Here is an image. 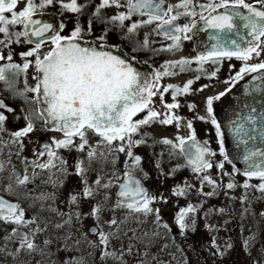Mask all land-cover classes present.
<instances>
[{
    "label": "snow or ice",
    "instance_id": "1",
    "mask_svg": "<svg viewBox=\"0 0 264 264\" xmlns=\"http://www.w3.org/2000/svg\"><path fill=\"white\" fill-rule=\"evenodd\" d=\"M57 2H60L63 9L78 15L82 14L88 7L87 0L83 3H78V0H70L69 3H63L62 0H39V3H35L34 0H25V7L20 11H15L18 0H0V34L5 37V39L0 40V45L7 47L14 42L12 37L16 38L15 42H19L20 38L24 37L26 43L34 44V47L30 50L20 53L24 61L22 65L12 63L11 54L7 57L0 55V60L7 59L9 61V63L0 66V81H4L8 84L9 89H12L13 85L9 82L7 74L11 73L13 76H18L20 73H26L30 67H34L36 70L33 76L35 86L28 87L25 83L23 92L17 94L34 93L35 103L46 105V107L37 109L40 117L44 118L46 123L54 124V130L63 133L62 139H53L52 145L54 147L45 144L43 150L36 153V160L31 162L25 160V163L31 165V175L27 174V169L23 176L13 170V174L10 176L13 183L7 185L5 191L15 193L17 188L27 189V186L34 183L44 171H47L49 175L42 183L51 184L53 188L62 184L60 177L67 176L69 173L66 167L67 161L58 154L57 149H75L78 152H86L89 164L93 161L109 162V157H112L110 162L115 166L117 161L113 155L114 153H125L132 163L129 166L128 161H125L123 180L116 171H113V179H109L105 183L102 182L103 178L98 175L93 182L95 187H92L88 185L84 176L87 170L83 166L84 162L77 160L74 174L82 178L81 182L84 187L80 193H70L67 199L68 205L75 206V210L62 211L54 206L56 199L54 193L40 192L39 194H33L31 190H28L24 193V198L30 199L32 204L29 207L36 210L35 215L28 217L26 210L21 207L20 203L9 202L0 197V223L13 226L10 232H5L2 239L5 245L9 242L17 245L11 252L7 250L6 246L0 247V254L12 256L16 259L24 253L28 255H47V250L56 240L49 237L38 243L37 238L40 234L48 232L50 224L57 232H61L66 227L75 228L77 224L80 228H83L84 219L92 217L95 224L89 227L88 232L95 235L97 241L88 240V233L86 232H80V236L74 238L76 233L69 231L64 234L58 251L79 250L81 240H84L90 248L101 251V260L112 258L118 264H126L124 256L131 255L133 252L134 245L131 241L135 239L142 242L143 238H149V233L145 232L142 238L137 236L136 229H129L132 236L129 237L127 248L125 249L123 245L120 249L112 248L113 240H121L122 235L128 237V232L122 231V225H126L132 219H135L137 223H142L139 219L140 215L147 217L154 214L157 226L169 229L168 224H160L159 209H153L150 206L156 198L149 195L139 179L134 178V170L141 164L142 158L139 155H134L132 149L146 143V140L143 138L133 139V137L140 132L142 126L150 125L153 122L169 125L175 121L176 126H180L181 117L171 114V110L178 108L180 105L176 102L165 103L164 94L171 89L172 99L175 101L178 95L190 91L193 81L188 80L183 87L169 84L161 90L159 80L162 76L174 74L169 69L179 67L180 71H184L185 66H190L193 61L181 58L166 62L163 66L165 70L156 72L154 78L149 80L133 67L132 61L135 60V56L125 58L122 55L113 54L111 50H106L120 47L119 45H109L107 43L108 32L110 26L111 28H120L125 30L122 33L123 38L131 40L132 36L142 26L157 22L153 31L172 41L170 45L162 50L172 51L179 49L180 41L189 39L187 33L196 27L195 22L191 26L187 24L179 26L174 22L180 16H195L197 13L194 10L193 0H179V3L168 5L166 8L162 7L165 0H100L91 13L93 19L87 20L86 27L77 20L70 34L62 35L61 33L66 27L63 22L59 24L57 29L52 24L41 23V21L33 19L38 9L55 5ZM256 5H259V7ZM113 6L125 8L126 11L105 18L102 15V10ZM199 7L202 10L200 20L204 22L206 29L213 30L209 40L214 41V43H212L209 51L198 55L195 62L201 65L207 61L217 64L222 58L230 59L233 57L243 61L240 70L230 78L232 84L242 79L245 73H261L264 70V61L256 64L247 62L253 56L259 57L261 52L264 51V0H255V4L248 3L246 0H218V2L209 0V3L201 4ZM180 9H183V11H180ZM218 9L224 11H217ZM241 9L246 10V14ZM205 11L207 12L206 16L203 14ZM6 13L9 15H5ZM135 15L146 18L132 21L126 25L125 21H130ZM97 21L104 25L102 34L95 36L91 41L86 40V36H92L93 24ZM15 25H22L25 30L10 31L9 26ZM148 35V33L145 34L142 42H136V46L132 48L133 53L150 46ZM31 37L36 39L32 40ZM46 40L50 41L51 48L41 57L40 49ZM30 57H34V61L29 60ZM218 71V68L214 70L210 74L211 77H215ZM260 78V76H254L252 79L255 81ZM197 79H199V76H197ZM228 82L225 81V83ZM229 91H231L230 88L216 96L208 97L205 100L207 117H197L200 120L209 119L214 126L219 141V154L224 157V160L229 158L225 153L221 125L213 115V101L219 100ZM245 91L247 94V86ZM157 95H159L164 109L167 110L163 113V118H160L162 115L160 112L151 107L152 98ZM188 107L192 109L195 106L189 105ZM12 111L11 107L0 100V132L5 130L4 122L8 119L5 112ZM145 111L147 114L142 119H133L139 113ZM254 113H256V109L252 108L247 115L238 116L237 119L232 120L230 131L237 147L244 146L243 160L246 162L247 167L244 169L243 175L248 179L245 180L242 187L245 189L256 187L258 191L264 192V148L249 146V141H255L257 136L264 142V114L257 116L253 115ZM258 121L260 123L259 129L256 127ZM187 127L189 129L187 138L177 136L176 143L164 138L159 143L170 145L172 150L179 149L180 154L184 156L187 162V166L199 176L201 183L206 182L208 185L213 186V191L203 194L213 196L216 194V187H218L216 181L209 175L200 174L213 168L210 157L216 155V153L207 147L208 141L205 140L203 143L197 141L196 134L192 130L191 121L188 122ZM32 131L33 124L28 122L22 130L11 134L12 142L19 144L22 151L21 138ZM89 132L99 137L95 145L89 144ZM141 135L146 137L147 133ZM77 138L80 141L79 144L75 143ZM19 154L18 151L16 155ZM45 155H47V160L41 162L39 157ZM157 167H159L158 164ZM215 167L223 169L224 164L220 162ZM4 168V162L0 161V171H3ZM37 169L40 172H37ZM233 170L234 172L238 171L235 166H233ZM223 174L229 175L228 173ZM252 178H258L261 182L255 186L250 185L248 180ZM114 181L117 182L118 191L116 193L117 200L112 211L126 209V215L121 220L113 216L104 221L103 223L113 229L105 232L101 227L103 206L96 203L91 206L89 212L83 213L79 210V204L81 198L94 197L98 189H109L113 186ZM235 187L236 185L233 182L226 185L228 189ZM184 194L185 188L173 190V195L180 196ZM104 199L107 201L108 196L105 195ZM245 199L246 197H242L241 202H244ZM48 201H52V203H47ZM195 211L196 208L189 204L176 213L175 224L181 234L190 226L186 218ZM219 211L223 212L224 209H219ZM44 212L50 213L53 217H59V221L52 223L47 217L42 216ZM194 224L195 221L192 220L191 225ZM158 236L159 232L151 234L153 238ZM244 243L247 245L249 241L245 240ZM212 247H216L215 237L212 239ZM228 247L230 248L231 245H228ZM89 254L91 255V253ZM64 264H85V262L82 256H73L66 259ZM140 264H143V261Z\"/></svg>",
    "mask_w": 264,
    "mask_h": 264
},
{
    "label": "flooded vegetation",
    "instance_id": "2",
    "mask_svg": "<svg viewBox=\"0 0 264 264\" xmlns=\"http://www.w3.org/2000/svg\"><path fill=\"white\" fill-rule=\"evenodd\" d=\"M166 3L162 7H167L168 5H175L179 3V0H165ZM35 3H39V0H34ZM63 3H69L70 0H62ZM85 0H78V3H83ZM100 0H87L88 7L84 10L82 14L71 13L65 9H63L60 5V2H57L55 5L45 6L43 9H38L37 13L34 15H42L44 18L52 17V21H47L44 23L54 24V20L60 23H64L66 25L65 29L61 33L62 35H69L71 30L75 26V22L79 20L82 25L85 27L88 19H93L91 13L94 11L95 5H97ZM218 2V0H216ZM248 3L255 4V0H246ZM209 0H193L194 10L197 13L195 16H180L178 20L174 23L179 26L189 25L191 26L195 20L200 18L201 8L199 5L207 4ZM259 6V5H258ZM25 7V0H18L17 7L15 11H20ZM126 11L125 8H116V7H108L102 10V15L105 18H108L112 15H115L118 12ZM183 11V9H180ZM207 12L205 11L203 14L205 15ZM175 14V13H173ZM9 15V14H5ZM146 17H140L135 15L132 17L130 21H125V24H130L132 21H139L141 19H145ZM157 22H153L151 25L142 26L135 35L132 36L131 40H126L123 38L122 33L125 30L120 28H111L108 32L107 43L109 45H119L120 49L125 51L128 55L135 56V60L132 61L133 67L136 68L137 71L144 74L149 80L154 78V74L156 72H163L164 65L169 61H176L181 58H187L193 61L190 66H185L184 71H180L179 67L169 69L174 74L169 76H162L159 80V86L161 90L163 87L172 84L178 87H183V85L188 81L192 80L193 83L190 86V91L188 93L180 94L176 97V100L172 99V90L164 94V102L165 103H173L176 102L180 106L176 109L171 110V114L177 115L181 117L180 126H176V122L174 121L169 125H161L158 122H153L150 125L142 126L140 132L133 137V139H139L137 136L147 133V136L144 137L148 141H157L167 138L172 141H176V137H184L187 138L189 136V129L187 124L189 121L192 122V130L196 134V139L199 142H204L210 140H216L217 145L219 143L218 138L216 136V130L214 126L210 123L209 119L200 120L197 117L205 116L207 117L205 100L210 96H216L221 92H225L226 89H231V91L227 92L226 95L222 96L219 100L213 101V115L215 116L217 122H219V118L222 117L223 121L230 124L231 116L230 109L231 107H236L240 109V117L247 115L252 108L256 109V113L253 115H261L264 114V74L258 75L261 78L255 80V84L247 85L248 93L246 94L245 87L241 86L240 88H236V86L250 78L256 73H245L243 78L236 81L235 84L231 83L230 78L236 74L240 70L243 65V61L237 60L235 57L233 58H222L217 64H213L211 61L204 62L202 65L195 62V58L200 55L193 46V38L192 33L189 32L187 35L190 37L189 39H182L180 41V48L174 49L172 51H164L162 49L166 48L168 45L172 43L171 40L165 39L162 35L157 34L153 31L156 27ZM202 27V26H200ZM104 25L99 23V21L93 24V34L92 36H86V40L91 41L95 36H99L102 34V30ZM196 28H199L197 25ZM10 31H23L22 25L9 26ZM120 31V32H119ZM148 33V39L150 41V46L148 48H141L135 53L132 52V48L136 46V42H142L145 34ZM184 35V34H181ZM5 39L3 34H0V40ZM13 43L5 47L4 45H0V55L7 57L9 54L12 55V63L23 64V59L20 56V53L30 50L34 47V44H29L25 42V38L21 37L19 42H15V37H12ZM51 48L50 41H45L44 45H42L40 49V55L43 56L44 53L49 51ZM118 55V54H116ZM261 55H264V51L261 52ZM260 55V56H261ZM255 56L252 57L254 59ZM29 60L34 61V57L28 58ZM251 59V60H252ZM249 60L247 63L256 64L264 61V56L261 61H251ZM256 60V59H254ZM9 63L7 59L0 60V66ZM219 69L215 77H211V73ZM35 68L30 67L26 73H20L18 76H13L11 73H8L9 82L12 83V89H9L8 84L4 81H0V100H3L5 104L13 109L12 112H5V115L8 119L4 122V131L0 132V161L4 162L5 168L3 171H0V194L15 200L20 203L21 207L26 210L27 216L31 217L36 214V210L30 208L29 206L32 204L30 199L24 198V193L28 190H31L33 194H39L40 192L54 193L55 194V203L54 206L60 208L62 211H69L70 209L75 210V206H70L67 203V199L70 193H80L84 185L82 184V178L78 175H75V165L77 160H81L84 162L83 166L87 169L84 173V176L87 179V183L89 186L95 187L94 181L97 176H101L103 180L108 181L107 177H112L113 171H116L121 180L123 179V172L125 171V161H128L130 166V158L126 157L125 153H114L113 155L116 158V164L113 166L110 162L112 157H109V162L103 161H93L91 164L88 163L86 152H78L75 149L67 150V149H57V152L60 156H62L67 161V169L68 175L60 177L62 180V184L58 185L56 188H53L51 184H44L42 181L48 178L49 173L44 171L40 174V176L35 180L34 183H30L27 186V189L17 188L15 193H10L5 191L7 185L13 183V180L10 179V176L13 174V170H16V173L23 176L25 174V170L27 169V174H32V168L30 163H25V160L28 162L34 161L37 159L36 153L43 150V146L45 144L53 146V139H62L63 133L54 130V128L47 127L45 125L44 119L40 117L38 109V104L35 103V94L31 92H25L24 95H18V92H23L25 88V83L28 87L35 86V81L33 80V76L35 75ZM264 71V70H262ZM199 76V79H197ZM225 81H229L225 83ZM259 82H263L262 85L256 86ZM151 107L156 111L160 112L162 115L160 118H163V113L167 110L164 109L161 104L159 95L154 96L152 98ZM189 105H194L195 107L189 109ZM147 112L139 113L135 116L134 120L142 119ZM31 122L33 124V131L28 133L25 137L21 138V143L23 144V150H20L19 144L13 143V138L11 134L13 132L22 130L27 126V123ZM257 129L260 127L259 121L256 125ZM181 129H184V133H181ZM221 132L223 134V142L225 145L226 137L224 135V131L221 127ZM89 144L95 145L96 141L99 139L98 136L88 133ZM79 139L77 138L75 143L79 144ZM212 142V141H211ZM161 145V144H160ZM54 147V146H53ZM137 146L133 147L136 148ZM155 147V143L153 144H144L142 145V150L145 156H147L152 164L155 165L157 172L160 174V189L157 192V202H161L163 200L168 199L172 201L174 204L181 203L182 196L173 195V190L177 188H181V184L184 178L190 174L194 173L191 168H189L178 151L179 157L181 159V164L179 165H170L168 164L165 167H161L162 162L159 156L162 152L159 150V153L156 154L152 148ZM159 147V145H157ZM209 149L216 153V149L214 147L207 145ZM132 149V150H133ZM19 151V155L16 153ZM175 151V150H172ZM134 153V152H133ZM134 155H137L134 153ZM215 157H211L212 159ZM223 157V156H222ZM221 156L219 157L220 162H228L224 160ZM164 158V157H162ZM222 158V159H221ZM10 160V162H9ZM41 162L47 160V155L43 157H39ZM229 163V162H228ZM157 164L159 167H157ZM216 170H219L216 168ZM40 172L39 169L36 170ZM54 171V170H53ZM8 173V174H7ZM134 174L138 175L144 182V184L148 188V193L150 192V185L148 183V178H145L143 175H140L139 172H134ZM111 175V176H110ZM102 180V182H104ZM114 181V184L109 189H98L92 198L83 199L81 198L79 204V210L83 213L89 212L92 205L96 203H100L102 206L109 203V200L113 197L117 200V186ZM108 191V200L105 201L104 196ZM111 192V193H110ZM166 196V197H165ZM218 201L223 204L225 207L227 206L225 201L226 197L223 194L218 196ZM47 203H52V201H48ZM38 208V206H37ZM227 210V208H226ZM164 216L167 210L162 211ZM163 215V214H162ZM43 217H47L50 219L52 223L58 222L59 217H53L50 213L44 212L42 213ZM84 223H88L87 225V233L95 237V235L90 234L88 232V228L90 225H94L95 221L92 217H88L84 219ZM208 225L202 224V231L197 228L192 230L191 224L189 228L185 229L184 233L181 234L180 230L175 226L171 227V233L174 234V244L175 247L183 250H188L189 256L192 258L193 250L197 253L196 248L200 249L201 253L209 252L206 244H210V238L207 236L208 233L206 230H209L211 227H206ZM210 226V225H209ZM79 227V224L76 225ZM75 227V228H76ZM70 229V228H65ZM11 231V229H10ZM9 231V232H10ZM48 231L51 232V235L42 233L38 236L37 242L41 243L44 239V236L57 238V232L55 229L51 227L48 228ZM194 231V232H193ZM197 231V232H196ZM166 234V233H165ZM202 236V237H201ZM213 236V235H212ZM56 240V239H55ZM193 242H195L196 246H193ZM41 246H43L41 244ZM60 244L56 242L52 243L47 250L50 254L49 258L51 259L52 264H64V261L68 259V251L59 250ZM209 248V247H208ZM219 251H223L222 246H218ZM99 250V249H97ZM209 254V253H206ZM222 254V253H221ZM96 260V259H95ZM99 260V259H98ZM100 264H103L107 261H98ZM145 263V262H143ZM147 264V263H146Z\"/></svg>",
    "mask_w": 264,
    "mask_h": 264
},
{
    "label": "rangeland",
    "instance_id": "3",
    "mask_svg": "<svg viewBox=\"0 0 264 264\" xmlns=\"http://www.w3.org/2000/svg\"><path fill=\"white\" fill-rule=\"evenodd\" d=\"M263 56L264 55L259 57L255 56L254 59L256 60L252 59L251 61H261ZM180 132L184 133V129H181ZM137 138L145 139L146 143L144 144L151 145L155 143V147L152 148V151L155 154L157 152L159 153V150L162 152L161 155L159 153L160 156L156 154L162 159V168L168 164H181L178 151H172L170 145H164L157 141H148L142 135L137 136ZM173 142L176 143L177 141ZM208 144L217 148L214 147V149H216V155L212 159L213 168L200 175H209L216 181L218 185L215 189L216 194L213 196L204 195L203 193L213 191V186L208 185L206 182L202 184L196 173H190L184 178L181 184V188H185V194L182 196L181 203L174 204L166 198L161 202H157L155 199L150 206L153 209H159L161 217L160 224H168L169 229L158 227L155 223L154 214L147 217L140 215L139 219L142 223H137L135 219H132L126 225H122V231H127L128 237L122 235L121 240H113L112 248L120 249L122 245L125 249L127 248L129 245V237L132 236L129 229H136L137 236L142 238L145 232L149 233V238H143L142 242L135 239L131 241L134 245L133 252L131 255L124 256L126 264H140L141 261L147 264H214L215 259L212 255L215 251L221 254L224 249L227 251L224 255H228L227 261L229 264H264V219L262 215V213H264V192L258 191L256 187H249L247 189L243 188L242 185L248 178L239 175L236 171L234 172L233 166L226 161L224 162L223 169L216 170L215 165L218 163L219 157L221 156L219 154V143L217 145L216 140H210V142L208 141ZM142 145H139L132 150L142 158L141 164L135 168L134 172H139L140 175L148 178V183L150 185L149 195L157 198V192H159L160 189V174L157 172L155 165L152 164L150 159L144 155ZM157 145H159V147H157ZM131 163L132 161L130 159V166ZM223 173H228L229 175H224ZM107 179L109 180L111 177H107ZM103 181L105 183L107 182L105 180ZM229 182L235 183L236 187L233 189L226 188V185ZM260 182L261 181L258 179L248 180V183L253 186L258 185ZM107 194L108 191H106L105 195ZM220 194H223L226 197V201H229V203H226L227 206L230 204L229 213L226 211V208L228 207H225L220 201H218V196ZM242 197H246L244 202H241ZM115 203L116 200L113 197L109 200V203L103 205L104 212L101 217V227L105 232L112 231L113 229H110L107 224L103 223L104 221L113 216L118 220H121L126 215V209H117L115 212L112 211ZM189 204L196 208V211L190 213L186 218L189 225L192 220L195 221V224L191 225V229L194 230L200 228L203 223L208 226L210 225L211 227L209 230H206L208 233L207 236L210 238L209 246L206 244V250H209V252L206 253L210 254L201 253L200 249L196 248L197 253L193 252L194 257L192 256L191 258L188 250L175 247L174 234L171 233V227L175 226L179 229L175 224V215L181 208H186ZM219 209H224V211L220 212ZM163 210H167L165 216L162 212ZM87 225V222H83V228H80L79 226L76 228L64 229L57 234L58 237L55 238L57 243L60 244L64 234L69 231L76 233L74 238H78L80 232L87 233ZM12 227V225H4L0 223V247L6 246L9 252L13 251L17 245L12 242L5 245L2 237L5 235V232H9ZM77 229H79V231H77ZM153 232H159V236L154 238L151 237ZM45 234L50 236L51 232L48 231ZM213 237H215L216 241L215 248L212 247ZM42 238L49 237L44 236ZM88 240L97 241V237H92L88 234ZM245 240L249 241L247 245L244 243ZM165 245H167V247H165ZM228 245H231V247L229 248ZM218 246H222V249L224 248L223 251H219ZM231 249H233V251L229 254L228 251ZM68 253V258L82 256L85 264H100L98 261H104L100 258L101 251L90 248L88 243L84 240H81L79 250L68 251ZM89 253H91V255ZM49 256V252L44 256L40 254L28 255L27 253H24L16 259L12 256L0 254V264H52ZM222 258L225 260L223 256ZM105 261L107 262H104L103 264H118V262L112 258H107Z\"/></svg>",
    "mask_w": 264,
    "mask_h": 264
},
{
    "label": "water",
    "instance_id": "4",
    "mask_svg": "<svg viewBox=\"0 0 264 264\" xmlns=\"http://www.w3.org/2000/svg\"><path fill=\"white\" fill-rule=\"evenodd\" d=\"M166 3V1H165ZM257 7H259L258 5H256ZM217 11H224L223 9H218ZM242 12H245L246 14V10L241 9ZM207 15V13L205 14V16ZM33 19L39 20L41 21V23L47 22V21H52L53 18L50 16L48 18H43L42 15H38L33 17ZM195 24L196 26L198 25L199 28H193L191 33H192V38H193V46L194 49L199 53V54H203L206 53L207 51L210 50L212 43H214V41H210L209 40V36H211L213 34V30L211 29H206L204 22L202 20H200V18L198 20H195ZM54 27H56L58 29V22L54 20ZM202 26V27H200ZM25 29H23L24 31ZM48 35V34H46ZM32 40H35V37H31ZM106 50H111L113 52V54H118V55H122L125 58H129L130 55H128L125 51H123L122 49L118 48V49H106ZM264 71H262L261 73H256L253 76H251L250 78H248L247 80H245L244 82L239 83L236 88H240L241 86H247V85H252L255 84V81L252 79L254 76H258V75H263ZM263 82H259L256 86L258 85H262ZM42 107H46V105H38V109L42 108ZM240 109L236 108V107H231L230 109V116L232 120L237 119L238 116H240ZM44 119V118H43ZM223 118L220 117L219 118V122L220 125L222 127V130L224 131V135L226 137V141H225V153L228 156V162H230L233 166H235V168L238 170L236 171L239 175H243V171L244 169L247 167L246 162L243 160V150H244V146L241 145L240 147H237L236 142L233 139V135L230 131V124L224 122L222 120ZM231 120V121H232ZM45 122V119H44ZM45 125L47 127L50 128H55V125L52 123H46ZM198 141V140H197ZM202 143V142H200ZM249 146H255V147H260V148H264V142L261 141L260 137L257 136V139L255 141H249ZM183 156V155H182ZM184 158V156H183ZM211 159V157H210ZM185 160V158H184ZM186 162V160H185ZM187 164V162H186ZM190 168V167H189ZM15 170V169H14ZM16 173V170H15ZM134 178L135 179H139L141 182V185L146 189V191H148L147 186L144 184L143 180L136 174H134ZM123 180V179H122ZM118 191V188H117ZM117 193V192H116ZM0 197H3L4 199L8 200L9 202H13L16 203L15 200L8 198L2 194H0ZM263 219H264V215H263ZM94 226V225H90L89 227ZM89 229V228H88ZM90 233V232H89ZM91 234V233H90ZM146 264V263H143Z\"/></svg>",
    "mask_w": 264,
    "mask_h": 264
},
{
    "label": "trees",
    "instance_id": "5",
    "mask_svg": "<svg viewBox=\"0 0 264 264\" xmlns=\"http://www.w3.org/2000/svg\"><path fill=\"white\" fill-rule=\"evenodd\" d=\"M231 165H232V164H231ZM244 177H245V176H244ZM246 178H247V177H246ZM252 179H258V178H252ZM258 180H259V179H258ZM225 203H229V201H225ZM227 207H228V208H227L226 211L229 213V212H230V204H228ZM231 213H232V211H231ZM199 229L202 231L201 228H199ZM193 246H196L195 242H193ZM196 247H197V246H196ZM193 251H194V253H195V250H193ZM232 251H233V249L229 250L228 253L231 254ZM226 252H227V251H225V249H224V251H223V253H222V256L224 257L225 260H223L221 254L218 253L217 251H215L214 254L212 255V256H214V259H215L214 264H229L228 261H227V259H228V255H227V254L224 255ZM194 253H193V254H194ZM193 254H192V256L194 257ZM209 254H210V253H209ZM231 264H233V263H231Z\"/></svg>",
    "mask_w": 264,
    "mask_h": 264
}]
</instances>
